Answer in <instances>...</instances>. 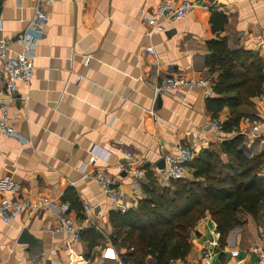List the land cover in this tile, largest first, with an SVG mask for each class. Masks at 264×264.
I'll list each match as a JSON object with an SVG mask.
<instances>
[{"label":"crops","instance_id":"1","mask_svg":"<svg viewBox=\"0 0 264 264\" xmlns=\"http://www.w3.org/2000/svg\"><path fill=\"white\" fill-rule=\"evenodd\" d=\"M162 1L75 0L74 51V1L55 0L48 7L34 77L29 84L19 82L20 98L8 112L9 121L28 143L0 132V199L49 197L53 202L33 215H19L11 224L0 219L2 264H115L104 258L113 234L110 213L136 210L146 197L147 181L129 171L128 153L134 157L133 167L150 169L157 182L166 185L158 170L165 166L164 155L178 144L198 154L242 135L249 155L264 149L260 138L251 134L254 128L264 134V87L244 105L239 131L226 133L210 125L212 120L223 123L228 107L216 119L206 108L207 98L216 96L213 85L218 77L206 64L207 42L226 36L231 48L255 51L264 61V0H194L195 7L185 17L167 21L164 30L149 35L147 18ZM35 5L36 0L0 2V39L14 41V50L20 49L15 39L30 23ZM213 12L227 17L219 34L212 29ZM150 46L154 54L147 51ZM175 72L208 79L211 91L179 87L158 98L154 90L158 73ZM5 93L0 78V105ZM97 169L117 179L119 203L91 177ZM191 172L188 164L185 177ZM69 188L77 194L80 209L63 200ZM63 204L72 219H92L95 225L89 228L103 237L99 244L90 247L82 236L70 241L68 234L54 231L64 214ZM85 205L90 207L87 212ZM239 217L243 222L231 230L226 246L206 258L203 250L218 234L216 222L206 213L191 230L189 253L176 264H264L251 250L264 239V203L258 217L243 210ZM24 228L37 238L35 246L19 242ZM233 249L239 250L238 256L231 255ZM147 264L156 263L149 256Z\"/></svg>","mask_w":264,"mask_h":264},{"label":"trees","instance_id":"2","mask_svg":"<svg viewBox=\"0 0 264 264\" xmlns=\"http://www.w3.org/2000/svg\"><path fill=\"white\" fill-rule=\"evenodd\" d=\"M211 22L213 32L219 34L227 17L213 12ZM207 45L206 64L218 77L213 85L216 96L207 98L206 108L216 119L228 107L222 131H239L244 105L262 93L264 61L255 51L231 48L226 36L213 38ZM243 145L244 136L237 135L223 141L219 149L200 151L189 163L191 176L170 179L166 185L158 183L154 172L147 169L146 197L138 208L110 213L111 242L117 249H128L122 254L126 264H147L149 256L156 264L183 259L191 248V230L206 213L217 224L222 248L231 230L243 222L240 211L258 217L264 203V149L249 155ZM63 200L71 208H81L72 188ZM82 239L94 247L103 237L91 227L82 233Z\"/></svg>","mask_w":264,"mask_h":264},{"label":"built area","instance_id":"3","mask_svg":"<svg viewBox=\"0 0 264 264\" xmlns=\"http://www.w3.org/2000/svg\"><path fill=\"white\" fill-rule=\"evenodd\" d=\"M55 0H36L34 15L30 20L27 28L21 33L15 42L19 46V50H14V41L10 39H0V78L6 84L5 98L1 101L0 105V132L13 136L24 143L28 140L23 138L16 130L13 123L9 121L8 112L11 104H13L20 97L18 95V84L20 81L30 83L35 74L34 57L36 55V48L40 42L41 34L45 31L48 21L49 12L48 7L53 4ZM196 2L194 0H182L181 3H174L172 0H163L155 9V11L148 16V34L152 35L154 32L164 30V23L185 17ZM147 51L154 54L153 47H148ZM179 87H205L207 93L211 90V83L204 77H190L182 73H170L168 75H160L154 82L155 94L158 96L163 93H170L173 89ZM27 99L28 96H25ZM211 127L222 130L221 122L219 120L210 121ZM257 128L253 129L251 133L253 137H259L260 142L264 145V134L259 135ZM95 155L98 152L92 150ZM196 153L193 148L188 145L178 144L174 151L164 155L165 166L159 169L158 178L162 184H167L170 179H180L186 176V166L194 159ZM97 158V156H95ZM127 165L129 171L133 175L147 181L146 170L144 168H135L134 157L130 153L127 154ZM91 177L99 183L101 189L109 195L114 201L119 203L122 197V191L119 188L117 179L102 169H97L91 173ZM148 182V181H147ZM53 201L49 197H44L42 201H33L28 196L18 197L14 200L0 199V219L6 223L11 224L17 217L23 213L35 214L41 209L48 208ZM63 213L60 216L59 224L54 228L57 233H66L70 236V241H77L81 239L82 233L91 225H95L91 218L85 217L81 220L72 219L69 215L65 214L68 210L66 204L62 205ZM87 212L90 207L84 206ZM264 238V237H263ZM220 246V234H216L214 238L209 241L208 246L203 250L206 258L212 257L213 250ZM257 254L261 261L264 260V239L261 243H256L251 249ZM105 259L114 260L115 264H125V257L119 255L114 245L110 242L109 246L105 248ZM232 256H238L239 250L233 249ZM103 258V257H102ZM103 258V259H104ZM3 262L0 261V264ZM171 264H176L175 260ZM193 264V263H188Z\"/></svg>","mask_w":264,"mask_h":264},{"label":"water","instance_id":"4","mask_svg":"<svg viewBox=\"0 0 264 264\" xmlns=\"http://www.w3.org/2000/svg\"><path fill=\"white\" fill-rule=\"evenodd\" d=\"M74 1V28H73V51L75 50L74 48V43H75V20H76V2ZM161 94H159L157 97L159 98ZM244 149L245 146H244ZM19 242L20 243H26L30 246H35L38 242L37 238L29 231L28 228H24L19 236Z\"/></svg>","mask_w":264,"mask_h":264},{"label":"rangeland","instance_id":"5","mask_svg":"<svg viewBox=\"0 0 264 264\" xmlns=\"http://www.w3.org/2000/svg\"><path fill=\"white\" fill-rule=\"evenodd\" d=\"M199 222H200V221H198L194 227H196V226H197V224H198ZM112 233H113V232H112ZM112 236H113V234H111V235H110V239H112ZM122 249H125V250H127V251H128V249H127L126 247H124V248H122Z\"/></svg>","mask_w":264,"mask_h":264}]
</instances>
